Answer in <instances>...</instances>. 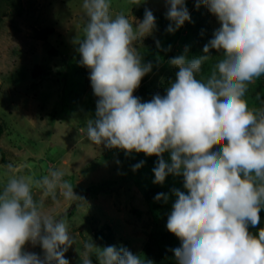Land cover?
Instances as JSON below:
<instances>
[{
	"label": "clouds",
	"instance_id": "clouds-1",
	"mask_svg": "<svg viewBox=\"0 0 264 264\" xmlns=\"http://www.w3.org/2000/svg\"><path fill=\"white\" fill-rule=\"evenodd\" d=\"M166 2V18L173 22L168 32L191 21L185 0ZM201 3L221 24L203 51L223 50L224 58L206 81L197 73L208 55L172 58L179 71L167 94L142 102L133 93L152 64L142 63L135 43L153 33L156 17L146 8L134 27L124 14L112 15L110 0H83L89 19L78 51L99 98L87 137L95 145L158 156L154 183L183 175L187 194L173 189L177 199L167 220V229L181 240L173 249L179 264H264V228L258 235L249 231L264 208V108H250L245 99L248 85L264 75V0H196V7ZM8 173L0 190V264H69L64 253L76 237L33 193L40 188L53 200L58 191L66 199L80 198L64 170L33 179L9 164ZM29 242L43 248V259L24 250ZM97 247L92 239L85 244L89 252ZM99 248V264H143L127 248ZM82 264L93 262L85 257Z\"/></svg>",
	"mask_w": 264,
	"mask_h": 264
},
{
	"label": "rangeland",
	"instance_id": "rangeland-1",
	"mask_svg": "<svg viewBox=\"0 0 264 264\" xmlns=\"http://www.w3.org/2000/svg\"><path fill=\"white\" fill-rule=\"evenodd\" d=\"M110 2L112 15L124 14L134 27L143 20L146 8L156 17L153 33L135 43L142 63L152 64V70L133 93L142 102L156 94H167L179 71L170 63L172 58L208 55L197 73V78L205 81L224 58L223 50L203 51L221 24L207 6L201 3L197 8L196 0L189 10L191 21H185L175 32L166 30L173 23L166 18V0H141L138 5L132 0ZM185 2L188 6L191 0ZM24 3L23 15H7L0 26V118L5 126L0 146L6 151L2 160L0 149V190L7 180L9 164L15 166L17 175L33 179L47 175L49 169H63L64 179L80 198L66 199L58 191L53 200L40 188H34L33 193L43 202V210L64 219L69 233L76 237L64 253L69 264H82L85 257L99 264V247L112 245L127 248L143 262L151 236L162 239L167 229L177 199L173 189L187 194L184 177L169 174L162 184L154 183L157 164L143 165L135 171L133 166L156 155L126 153L88 139L87 123L96 118L99 98L91 86L90 69L81 65L78 51V40L84 38L89 19L83 0ZM48 28L51 32L39 37ZM37 66L50 67L51 72L36 73ZM263 95L264 85L257 78L248 85V106L254 108ZM170 155L165 152L163 157ZM159 193L168 195L167 202L155 199ZM260 228H264V208L259 225L249 226V231L258 235ZM91 239L98 247L89 252L85 244ZM37 246L29 242L24 250L35 253ZM40 252L43 259L45 252Z\"/></svg>",
	"mask_w": 264,
	"mask_h": 264
},
{
	"label": "trees",
	"instance_id": "trees-1",
	"mask_svg": "<svg viewBox=\"0 0 264 264\" xmlns=\"http://www.w3.org/2000/svg\"><path fill=\"white\" fill-rule=\"evenodd\" d=\"M195 0H191V3L187 6L188 10L191 9L192 4ZM25 12V3L24 0H0V26L5 16L7 15H23ZM47 32H40L39 37H46V35L51 32V28L47 29ZM36 73H50L51 68L44 67V66H37L35 68ZM260 84L264 85V75L259 77ZM254 108L261 109L264 108V95L260 97L259 103H257ZM5 131V126L3 121L0 118V137L3 135ZM220 145L215 146L213 150L219 149ZM2 150V160H5V149L0 146ZM167 162L171 163L170 157H163ZM159 160L158 156H153L151 158H144L143 165H153L157 164ZM85 192H82L84 194ZM167 228V227H166ZM111 232L109 229L108 232ZM181 246V240L168 229L164 231L163 238H159L157 235L153 234L151 239L149 240L147 247H146V258L143 261V264H179L178 260L175 258V254L173 249L178 248ZM121 247V246H119ZM125 248V247H124ZM43 248L39 245L35 249V253L37 251L38 255H41V250Z\"/></svg>",
	"mask_w": 264,
	"mask_h": 264
}]
</instances>
